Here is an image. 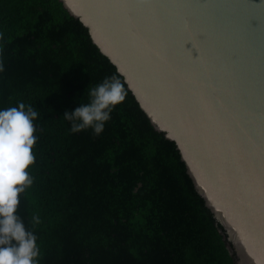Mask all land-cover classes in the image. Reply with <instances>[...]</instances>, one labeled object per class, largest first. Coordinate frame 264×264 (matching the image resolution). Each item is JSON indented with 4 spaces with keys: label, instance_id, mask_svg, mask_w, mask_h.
Here are the masks:
<instances>
[{
    "label": "trees",
    "instance_id": "1",
    "mask_svg": "<svg viewBox=\"0 0 264 264\" xmlns=\"http://www.w3.org/2000/svg\"><path fill=\"white\" fill-rule=\"evenodd\" d=\"M0 64V110L23 102L39 112L33 184L16 213L38 238L39 264H232L162 134L59 0H0ZM113 74L127 95L104 131L73 133L65 111Z\"/></svg>",
    "mask_w": 264,
    "mask_h": 264
},
{
    "label": "water",
    "instance_id": "2",
    "mask_svg": "<svg viewBox=\"0 0 264 264\" xmlns=\"http://www.w3.org/2000/svg\"><path fill=\"white\" fill-rule=\"evenodd\" d=\"M59 1L162 134L232 264H264V0Z\"/></svg>",
    "mask_w": 264,
    "mask_h": 264
},
{
    "label": "clouds",
    "instance_id": "3",
    "mask_svg": "<svg viewBox=\"0 0 264 264\" xmlns=\"http://www.w3.org/2000/svg\"><path fill=\"white\" fill-rule=\"evenodd\" d=\"M88 91L89 103L65 111L63 118L71 123L73 133L91 127L99 136L127 92L116 74L106 76ZM38 116V111L23 102L18 107L0 110V264H39L38 238L26 230L23 219L16 214L19 195L33 184L27 169L35 162L32 149L37 137L33 121ZM32 220L40 223L38 216Z\"/></svg>",
    "mask_w": 264,
    "mask_h": 264
}]
</instances>
